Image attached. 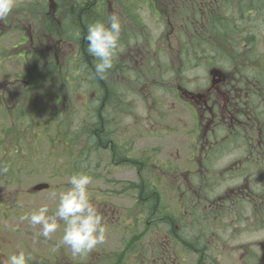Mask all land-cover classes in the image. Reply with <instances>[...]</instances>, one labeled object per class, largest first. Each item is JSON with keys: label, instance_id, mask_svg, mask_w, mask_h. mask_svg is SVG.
Segmentation results:
<instances>
[{"label": "rangeland", "instance_id": "1", "mask_svg": "<svg viewBox=\"0 0 264 264\" xmlns=\"http://www.w3.org/2000/svg\"><path fill=\"white\" fill-rule=\"evenodd\" d=\"M97 1L96 6L87 7V16L90 22H107L109 0ZM234 2L238 3L226 0L225 7L213 5L207 13L218 23L222 22L221 26H227L234 17ZM243 2L253 9L258 7L243 30L254 49L251 50L250 42H224L213 34L207 57L195 55L191 71L186 55L190 28L185 25V9L180 6L175 9L170 3L171 8H163L159 17L150 14L146 7L140 25H125L124 17L120 47L109 70V81L113 84L109 94L122 103L117 105L109 99L104 114L109 113L113 132L102 141L110 139V142L105 149L92 150L82 127L98 121L102 95L80 81L73 87L67 86L62 78L74 70L79 80H92L90 72L79 74L80 69L86 68L84 63L82 67L80 62L76 63L79 44L63 40L59 33L58 20L64 14L55 9L56 0L52 8L49 0H16L10 15L12 37L0 42V162L8 166L6 173H0V233L5 234L4 246L10 250L30 247L49 257L64 250L72 264H158L159 257H166L165 264H264V245H261L264 230L254 231L246 207L240 208L238 202L230 208L233 195L228 197L230 201L224 213L219 211L222 207L214 204L222 203L220 196L228 192L227 186L234 187L243 179L227 175L230 163L238 156L223 151L209 157L208 178L201 171L203 168L194 171V175L181 173L180 169L194 170V162H201L199 151L203 146L200 137L190 131L193 123L190 108L184 99L176 98L172 88L186 82V78L189 88L205 84L212 66L222 64L223 60L226 66L233 64L237 52L240 66L262 68L264 78V0ZM47 5L48 23L42 16ZM162 5H168V1ZM182 13L184 20L180 19ZM187 17H191V12L188 11ZM188 21L191 24V19ZM27 29L31 30L33 44L27 38L24 45H19L23 42L19 37L29 35ZM137 41L141 44L134 49L139 52L128 50ZM15 43L19 45L17 48ZM31 45L34 54L26 56L22 49H30ZM224 50L232 57L218 54ZM213 55L218 58H212ZM253 56L254 61L250 59ZM27 66L33 70L28 71ZM262 90L263 93H257L259 98L252 100H264ZM112 109L120 112L111 115ZM74 133L76 144H66L63 135L69 137ZM113 145L120 160L126 159L124 163L114 160ZM81 149L86 153L81 154ZM135 162L141 166L139 174V165L131 164ZM74 172H85L92 177L89 196L107 229L104 243L83 255H74L70 247L60 243L62 222L46 239L38 235L40 226L19 219L42 204H47L49 214H54L59 193L70 188L69 177ZM188 180L197 188L200 180L207 186L195 197L192 194L198 201L193 207L187 206L182 196ZM40 182L49 183V188L33 191V186ZM133 182L158 189L160 206L154 210L155 199L148 197L149 190H143L144 196L130 184ZM240 217L244 222L237 225ZM17 225L15 231L8 227ZM171 226L176 229L177 239L171 233Z\"/></svg>", "mask_w": 264, "mask_h": 264}, {"label": "flooded vegetation", "instance_id": "2", "mask_svg": "<svg viewBox=\"0 0 264 264\" xmlns=\"http://www.w3.org/2000/svg\"><path fill=\"white\" fill-rule=\"evenodd\" d=\"M164 1H168V5L161 6V3ZM237 1V4L235 2L233 4L234 17L229 20L227 26H221L222 22L219 21L218 23L216 19L211 17V13H207V10L213 5L225 7L226 0H109V16L115 12L119 15L121 21L126 17L127 24L124 23L125 25H140L142 22V12L146 7H148L150 14L159 17H161L163 8H171L170 3L175 9L179 6L185 9L183 13L188 14V11L191 12V17H187V14L185 15V19H187L185 25L190 28L188 36L190 42L186 55L191 63L190 69L188 68L191 71L192 59L197 58L195 55L200 54L202 59L207 57L206 53L211 48L209 39L213 34L224 42L226 40L232 42L242 41L245 42L244 44L250 42V38H248L246 33H243V30L248 25L247 22L251 21L258 7L257 9L256 7L253 9L251 5L244 4L243 0ZM97 2V0H91L87 7L92 8L97 5ZM72 7L73 5L71 4L63 6L58 2L55 5V9L59 13L64 14L63 18L66 17L67 11L65 10ZM42 12V16L45 17L46 23H48L50 17L49 6L47 5V10H43ZM183 13L180 19L184 18ZM190 19L191 24L188 21ZM12 23L13 20L10 19V16L9 18L0 20V42L1 39L12 37ZM58 23L59 25L62 23V18H59ZM30 31V29H27L29 35L26 34L25 36L21 35L19 37V40L23 41L18 43L19 45H24L28 41L27 38L33 44L34 38ZM24 32H26V29H23ZM239 35H243L244 37ZM16 44L14 48L19 46ZM140 44V42L136 43L133 47L131 45L132 48L129 47L128 50H132ZM249 45H252V42ZM250 48L253 50L254 46L252 45ZM22 51L25 52L26 56L28 54H34L33 45H31L30 49L23 48ZM135 51L139 52L137 50ZM253 52L252 54L254 55L258 54L257 52ZM238 53H235V59L231 65L226 66L224 60L222 64L213 65L209 71V75H207L205 84L198 85L195 88H189V81L186 78V82H180L172 87L175 88L176 98L178 97L179 100L184 99L190 108L193 121L190 126V131L193 135L197 134L196 136L200 137L199 140L203 146L199 151L201 162H194L196 168L193 170L187 167L184 170L180 169V171L181 173H187L186 175H194V171L203 168L201 171L204 170L207 175L205 176L208 178V168L211 167V164L208 162L209 157L215 154H222L223 151L226 154L238 156L237 159L230 163V170L227 175H231V177L239 176V178L243 179H240L241 182L237 183L234 187L227 186L228 190L226 191L228 192H223V195L220 196L223 200L222 203L216 202L214 204L217 208L222 207L219 211L221 210L224 213L230 201V199L227 201L228 197H232L233 195L234 201L230 204V208L233 209L238 202L242 206L240 208L246 207L252 228L254 231H262L264 230V100L255 101L252 99L259 98L258 92L263 93L264 78L261 76L263 69L244 67L248 66L246 64H241L242 66H240V62H237V59H240ZM248 53L250 52L245 51V54ZM25 54H23V58H26ZM179 54L183 55V52L180 51ZM218 54L232 57V54L225 53V50ZM212 58L218 57L213 55ZM250 59L254 61V56ZM258 104L261 106L258 107ZM228 145H231V149L226 150ZM193 156H195L194 153ZM138 169L139 171L141 170L140 165ZM186 184L187 187L182 192V196L187 206L191 205L193 207L198 202L195 201L194 197L198 193L204 192L207 186L202 180H200L199 188L194 187V183L191 180H188ZM142 192L145 196V192ZM148 194H150L148 197L151 200L155 199L154 210L157 209V206L161 204L159 190L153 189ZM192 194H194V197ZM237 220V225H241L244 222L243 217L237 218ZM171 233L177 239L175 227L171 226ZM4 237L5 234L0 233V264H6L7 258L12 253L19 251L16 248L10 250L9 246H4L2 244V239L5 241ZM10 243L8 242V245ZM261 245L263 246L264 244ZM167 248L169 249V247ZM23 250L30 257L28 264H72L71 258L65 254L64 250L61 253L58 252V255H55L56 253L50 255V257L48 254L47 256H43L33 251L30 247ZM165 260L166 257H159L158 264H165Z\"/></svg>", "mask_w": 264, "mask_h": 264}, {"label": "clouds", "instance_id": "3", "mask_svg": "<svg viewBox=\"0 0 264 264\" xmlns=\"http://www.w3.org/2000/svg\"><path fill=\"white\" fill-rule=\"evenodd\" d=\"M16 0H0V20L11 15ZM122 21L113 12L107 22L97 20L87 25L84 37L87 53L94 58L95 73L101 78L113 68L114 58L120 47ZM77 38L79 34L77 33ZM8 166L0 162V173H6ZM92 177L85 172H74L69 177L70 188L59 193L54 214H49L47 204L20 216V221H29L32 226H40L38 235L50 238L60 223H63L62 245L70 247L74 255H83L92 251L106 239V225L98 208L91 202L88 186ZM7 226V225H6ZM11 227L12 231L17 226ZM29 255L23 250L10 255L6 264H28Z\"/></svg>", "mask_w": 264, "mask_h": 264}, {"label": "trees", "instance_id": "4", "mask_svg": "<svg viewBox=\"0 0 264 264\" xmlns=\"http://www.w3.org/2000/svg\"><path fill=\"white\" fill-rule=\"evenodd\" d=\"M58 3H60L61 5L65 6L66 4H71L73 5L72 8L70 9H66V17L62 18V23L58 26L59 28V33L62 35L63 39H66L67 41L79 44L80 49H79V53H78V58H76V63L79 64L78 62L81 63V67H82V63L85 64V69L82 68V70L80 69V72L82 73H86V72H90V75L92 76V80H90L89 78L87 79H83V81L79 80L77 77V73H74V70H72L70 72V74L65 75V77L63 76L62 78L65 80L67 86H71L73 87L76 83V81H80V83H84V84H88L91 87H94L95 89H97L96 91L99 92L101 96L102 102L100 107H98L97 110V122H88L84 127H82V133H87V137H88V141L89 144L92 143V150H99V149H105L107 148V142L110 139H107L106 142L102 141L103 138H106L109 133L113 132L112 126L113 123L109 122V113L107 115H105V110L108 107L109 108V99L116 103L117 105H121V100H116L115 97L113 96V98H111L110 94H109V89H113V84L111 85V82L109 81V71L104 75L103 78H101L100 76H98L95 73V68H94V58L92 56H90L87 53V45H86V41L84 39V37L87 34V25L90 22V18L87 16V6L88 3H90L91 0H56ZM80 6H79V5ZM75 5V6H74ZM103 9H106L105 7H103ZM91 14V12L89 13ZM58 15V14H57ZM57 17V16H56ZM58 18V17H57ZM61 18V17H59ZM77 33L79 34V38H77ZM29 65V64H28ZM27 70L31 71L33 70L32 66H27ZM54 69H51V71H53ZM33 73V72H32ZM73 78V79H71ZM77 78V79H76ZM71 79V80H70ZM79 83V84H80ZM110 84V85H109ZM112 86V87H111ZM116 93V90H113V94ZM118 95V94H117ZM115 108V107H114ZM120 111H117L115 109H112V111H110V114L113 115V113H119ZM90 126H92L90 129H88ZM71 134V133H70ZM69 137L68 135H63V139L65 138V143L66 144H72L75 145L76 144V137L74 133L73 135H70ZM77 136V135H76ZM92 140V141H91ZM114 160H116V162L121 163V162H125L126 159H121V157L118 155V151L116 150V147H114V145L111 148ZM81 154H85L86 150L85 149H81ZM119 160V161H118ZM7 164L9 162L8 159H6ZM133 162V161H132ZM133 165H139L137 162L135 163H131ZM10 167V166H9ZM140 173V171L138 172V174ZM131 185H133L135 187V189L140 190H149L152 191L153 189H148L147 184L144 186L143 184L140 183H130ZM144 186V187H143ZM153 212V211H152Z\"/></svg>", "mask_w": 264, "mask_h": 264}, {"label": "water", "instance_id": "5", "mask_svg": "<svg viewBox=\"0 0 264 264\" xmlns=\"http://www.w3.org/2000/svg\"><path fill=\"white\" fill-rule=\"evenodd\" d=\"M50 7L52 8L53 7V4H54V0H50ZM49 183H46V182H42V183H38L36 184L34 187H33V191H40V190H44V189H47L49 188Z\"/></svg>", "mask_w": 264, "mask_h": 264}]
</instances>
